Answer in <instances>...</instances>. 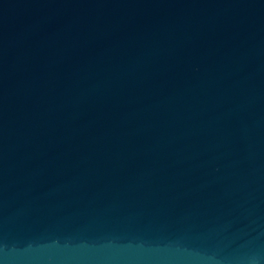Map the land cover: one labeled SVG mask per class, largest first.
I'll use <instances>...</instances> for the list:
<instances>
[{"label":"water","instance_id":"water-1","mask_svg":"<svg viewBox=\"0 0 264 264\" xmlns=\"http://www.w3.org/2000/svg\"><path fill=\"white\" fill-rule=\"evenodd\" d=\"M0 264H264V0H0Z\"/></svg>","mask_w":264,"mask_h":264}]
</instances>
